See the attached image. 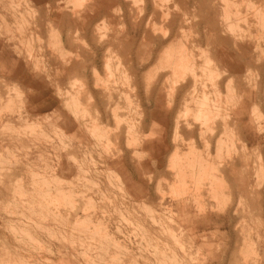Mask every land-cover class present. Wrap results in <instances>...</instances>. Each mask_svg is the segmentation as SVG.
Instances as JSON below:
<instances>
[{
  "label": "rangeland",
  "instance_id": "obj_1",
  "mask_svg": "<svg viewBox=\"0 0 264 264\" xmlns=\"http://www.w3.org/2000/svg\"><path fill=\"white\" fill-rule=\"evenodd\" d=\"M65 1L0 0V264H264V0Z\"/></svg>",
  "mask_w": 264,
  "mask_h": 264
},
{
  "label": "crops",
  "instance_id": "obj_2",
  "mask_svg": "<svg viewBox=\"0 0 264 264\" xmlns=\"http://www.w3.org/2000/svg\"><path fill=\"white\" fill-rule=\"evenodd\" d=\"M78 3L79 0H68L64 3H58V5L62 6L63 9L66 10L68 16L73 19H76L77 21L80 20L82 22H86L87 20H91L93 18V15H95L94 4H83L79 10H75L73 6Z\"/></svg>",
  "mask_w": 264,
  "mask_h": 264
}]
</instances>
